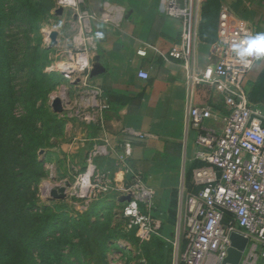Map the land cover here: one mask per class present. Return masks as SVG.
<instances>
[{"label": "built area", "instance_id": "obj_1", "mask_svg": "<svg viewBox=\"0 0 264 264\" xmlns=\"http://www.w3.org/2000/svg\"><path fill=\"white\" fill-rule=\"evenodd\" d=\"M85 4V0H58L64 12H72L77 34L63 60L50 65L47 72L60 70L64 76H75L80 91L73 107L74 117L87 124H103V113L109 106L102 88L91 78L92 57L98 49L92 23L117 25L124 15L110 6L94 14ZM203 6L204 0H165L162 9L168 18L182 25L180 42L163 55L165 60L181 65L191 87L212 86L226 111L223 114L210 106L194 104L187 109V131H198L196 166L193 190L181 194L176 233L169 240L173 264H225L233 233L248 239L240 264H264V102H252L246 89L248 74L257 62L244 65L231 51L232 44L252 32L228 7H222L214 45L220 56L200 68L197 54ZM147 47L158 52L154 45ZM147 53V48L138 51L142 57ZM139 77L147 80L149 74L140 72ZM210 121L221 122L222 127H208ZM109 154L107 145H95L74 182L61 186L71 184L67 195L81 208L114 194L130 196L122 210L124 231L135 232L142 242L163 237L161 223L154 215L155 191L141 172L128 165L132 144L125 143L118 157L129 175L128 188L98 166L97 160Z\"/></svg>", "mask_w": 264, "mask_h": 264}, {"label": "crops", "instance_id": "obj_2", "mask_svg": "<svg viewBox=\"0 0 264 264\" xmlns=\"http://www.w3.org/2000/svg\"><path fill=\"white\" fill-rule=\"evenodd\" d=\"M164 1L85 0V8L94 14H100L110 6L120 9L124 15L117 25L92 23L98 47L92 62L93 66L103 67L104 72L91 78L102 88L109 108L103 113V124H87L78 118V127L81 128L77 134L66 145L54 147L45 154V158L50 160L60 155L64 158L66 170L60 177L57 174L60 183H64L85 168L87 154L95 145H107L110 154L99 158L97 164L110 172L117 182L127 186L129 175L118 157L123 154L125 143L132 144L133 155L128 165L141 172L155 191L154 215L161 223L163 239L165 232L169 231L165 226L174 222L175 217L174 213L172 220L170 215L171 208L175 210V203L171 205V194L164 190L174 186L173 178L179 174V169L182 175L193 174L196 166L198 131H187V109L194 104L210 106L223 114L226 112L212 86L191 87L181 65L165 60L163 55L180 42L182 25L179 20L168 18L163 13ZM222 7H228L252 33L264 31V0H204L197 54L200 68L216 62L220 56L214 45L218 41ZM58 16L65 27L67 13ZM149 45L156 46L158 52L148 49ZM142 48L148 50L145 57L138 54ZM95 58H98L97 62ZM140 72H147L149 79H141ZM246 89L253 98L252 102H264V62H257L249 72ZM207 126L220 128L222 123L210 121ZM157 186L165 187L160 190L162 207L159 206L161 200L157 202L156 199ZM114 196L122 202L119 194Z\"/></svg>", "mask_w": 264, "mask_h": 264}, {"label": "rangeland", "instance_id": "obj_3", "mask_svg": "<svg viewBox=\"0 0 264 264\" xmlns=\"http://www.w3.org/2000/svg\"><path fill=\"white\" fill-rule=\"evenodd\" d=\"M12 1L0 0V5L7 11H10V9L12 11ZM26 2L32 9L23 7L22 9L14 10L13 13L10 12L7 21L8 27L4 29L3 33L0 20V50L5 43L9 48L13 49L11 64H7L6 60L3 59V54L0 53V89L9 96V102L12 99L18 102L15 109V115L17 116L24 114L25 107L30 100V97L23 98V95L33 90L32 81L33 83L37 82L33 80L34 72H36V61H41V65L44 64L45 66V60L42 57L47 52L49 64L42 69L46 73L50 65L60 63L63 60L62 56H64L68 50L69 43L77 34L73 14L68 10L65 11L68 16L64 19L66 24L63 27V22L56 13L60 8L58 0H27L25 3L23 0H19L18 5L20 7L24 6V4H27ZM52 32L61 33L56 46H52L50 38ZM51 76L52 78L49 82L46 79L38 81L36 90L32 91L33 100H37V106L44 104L52 115L51 120L53 117L56 118L50 124L51 137L48 141L49 145L42 150V154V151L38 154L40 161L44 163L47 174L36 185L35 198L40 208L48 207L50 209L49 213L52 212V214H56L59 217L57 224H59L64 238L69 242L65 248V262L60 264H137L139 258H137L136 247L130 241L127 242L120 237V232L124 233L122 219L124 203L120 202L117 196L111 195L91 203L86 208H81L76 204V200L68 195L64 200H53L45 191L46 185H51L53 188L61 186L62 183H60V178L57 179V174L60 177L61 173L66 170L64 158L61 155L55 156L56 158L54 157L53 160H50L48 157L45 158L46 152L50 153L52 148L66 145L81 128V126L78 127L80 121L74 117L73 112V107L80 91L79 85L75 83L76 77L69 78L64 76L60 70L52 72ZM56 98H61L64 103L65 108L62 113H55L52 108ZM45 122L48 123V120H45ZM55 164L57 168L54 167ZM188 164L187 167L190 166L189 161ZM73 175L69 180L71 183L75 179V173ZM173 179L175 182L174 186H171L167 191L164 190V192L171 194V205L175 203L174 222H170L168 225L165 223V227L169 229L164 234L166 236V238L164 236V239L167 242L176 233L177 211L181 194L182 192H190L193 184L192 174L188 172L182 175L180 169L179 174L176 177L174 176ZM162 189H165V187L157 186V202L161 200L160 190ZM162 202L163 198L159 206ZM153 204H155V200H153ZM161 210L163 211V209ZM170 211L172 212L173 208ZM94 226H99V229H101L100 235L95 237L106 238L111 235L107 249L111 243L115 244L113 249L105 254L108 258V263L106 261L105 263L102 262L101 250L98 244H92L91 247H87L88 253L80 260L76 256L77 252L80 251V248L76 247V245L83 242L82 238H89L90 230L94 229L96 231ZM90 241L95 242L92 238ZM118 244L128 249L120 250ZM92 247L93 253H91ZM129 250L132 251L130 252Z\"/></svg>", "mask_w": 264, "mask_h": 264}, {"label": "trees", "instance_id": "obj_4", "mask_svg": "<svg viewBox=\"0 0 264 264\" xmlns=\"http://www.w3.org/2000/svg\"><path fill=\"white\" fill-rule=\"evenodd\" d=\"M18 2L12 1V11L0 5L2 33L8 27L10 12L23 7L32 9L28 2L21 7ZM0 51L6 63L11 64L13 49L5 43ZM45 53L42 57L45 66L41 65V61H36L33 80L37 82L32 81L33 90H36L38 81L46 79L49 82L52 78L51 73L42 70L49 64ZM33 90L23 95V98L30 97V100L24 114L17 116L15 109L18 102L14 99L9 102V96L0 89V264H60L65 262V248L69 243L57 224L59 217L49 213L48 207L40 208L35 198L36 185L47 174L38 154L49 145L50 124L56 118L51 120L52 115L44 104L37 106V100H33ZM174 211L173 208L171 219ZM95 229L89 231V238H82L83 242L76 245L80 248L76 256L80 260L88 253L87 247L98 244L102 262L105 263L108 259L105 254L115 244L111 243L107 249L111 235L106 238L95 237L101 232L99 226ZM120 237L136 247L139 258L137 264H172V245L163 238L153 237L148 242H142L135 232L125 231L120 232ZM91 238L94 243L90 241ZM123 249L128 248L120 246V250ZM91 250L93 253V247Z\"/></svg>", "mask_w": 264, "mask_h": 264}, {"label": "water", "instance_id": "obj_5", "mask_svg": "<svg viewBox=\"0 0 264 264\" xmlns=\"http://www.w3.org/2000/svg\"><path fill=\"white\" fill-rule=\"evenodd\" d=\"M63 9L59 8L56 13L58 15L63 14ZM58 32H52L50 35L52 46L58 44ZM95 62L98 61V58L94 59ZM104 72V68L99 65H94L91 72V77L94 78ZM64 103L61 98H56L52 104V108L55 113H62L64 111ZM43 151L41 152V154ZM71 184L67 183L65 186H57L50 191L49 197L53 200H64L67 198V190L70 188ZM129 186L127 185L126 188ZM131 200L130 196H124L122 202H129ZM231 248L228 251V257L225 261V264H240V261L243 257V253L248 244V239L237 234L233 233L231 235Z\"/></svg>", "mask_w": 264, "mask_h": 264}, {"label": "clouds", "instance_id": "obj_6", "mask_svg": "<svg viewBox=\"0 0 264 264\" xmlns=\"http://www.w3.org/2000/svg\"><path fill=\"white\" fill-rule=\"evenodd\" d=\"M231 51L244 65L264 62V31L246 35L244 39L231 45Z\"/></svg>", "mask_w": 264, "mask_h": 264}, {"label": "bare ground", "instance_id": "obj_7", "mask_svg": "<svg viewBox=\"0 0 264 264\" xmlns=\"http://www.w3.org/2000/svg\"><path fill=\"white\" fill-rule=\"evenodd\" d=\"M47 187H46V193H47V195H49V193H50V191L53 189V187H51V185L50 186H48V185H46Z\"/></svg>", "mask_w": 264, "mask_h": 264}]
</instances>
